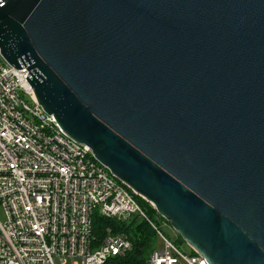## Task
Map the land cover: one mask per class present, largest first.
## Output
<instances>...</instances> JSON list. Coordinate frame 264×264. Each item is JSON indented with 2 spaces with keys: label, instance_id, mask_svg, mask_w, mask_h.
Instances as JSON below:
<instances>
[{
  "label": "water",
  "instance_id": "water-1",
  "mask_svg": "<svg viewBox=\"0 0 264 264\" xmlns=\"http://www.w3.org/2000/svg\"><path fill=\"white\" fill-rule=\"evenodd\" d=\"M37 103L208 264H264V0H3Z\"/></svg>",
  "mask_w": 264,
  "mask_h": 264
},
{
  "label": "built area",
  "instance_id": "built-area-1",
  "mask_svg": "<svg viewBox=\"0 0 264 264\" xmlns=\"http://www.w3.org/2000/svg\"><path fill=\"white\" fill-rule=\"evenodd\" d=\"M27 78L0 54V264H104L130 252L124 234L93 237L94 215L144 221L163 243L148 264H208L162 235L139 196L44 112Z\"/></svg>",
  "mask_w": 264,
  "mask_h": 264
},
{
  "label": "trees",
  "instance_id": "trees-1",
  "mask_svg": "<svg viewBox=\"0 0 264 264\" xmlns=\"http://www.w3.org/2000/svg\"><path fill=\"white\" fill-rule=\"evenodd\" d=\"M136 199L151 219L154 221L160 219L165 222L149 203L140 197H136ZM92 221V234L97 241L103 239L106 235V230L109 229L113 234L126 235L132 244L130 252L123 257L109 258L104 264H148L147 253L150 250V241L156 237V234L144 221L136 216L129 217L123 221H116L99 215H94ZM191 255H194L193 251Z\"/></svg>",
  "mask_w": 264,
  "mask_h": 264
},
{
  "label": "rangeland",
  "instance_id": "rangeland-1",
  "mask_svg": "<svg viewBox=\"0 0 264 264\" xmlns=\"http://www.w3.org/2000/svg\"><path fill=\"white\" fill-rule=\"evenodd\" d=\"M0 221H4V214L3 212L0 210ZM160 232L162 233V235L167 238L169 241H171L175 247L181 251L182 253H184L185 255H190L192 250L189 248V246L173 231V229L171 228V226L165 221H161L160 219H157L156 221ZM163 248V243L162 241L155 237L150 241V250L147 253V260L149 259V256L151 254L152 251L154 250H161Z\"/></svg>",
  "mask_w": 264,
  "mask_h": 264
}]
</instances>
